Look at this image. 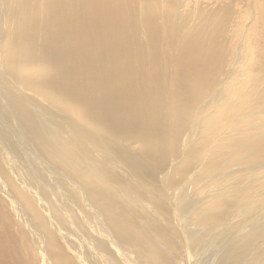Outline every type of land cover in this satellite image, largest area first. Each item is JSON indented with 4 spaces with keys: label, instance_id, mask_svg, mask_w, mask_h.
<instances>
[{
    "label": "bare ground",
    "instance_id": "6f19581e",
    "mask_svg": "<svg viewBox=\"0 0 264 264\" xmlns=\"http://www.w3.org/2000/svg\"><path fill=\"white\" fill-rule=\"evenodd\" d=\"M0 264H264V0H0Z\"/></svg>",
    "mask_w": 264,
    "mask_h": 264
},
{
    "label": "rangeland",
    "instance_id": "374dc122",
    "mask_svg": "<svg viewBox=\"0 0 264 264\" xmlns=\"http://www.w3.org/2000/svg\"><path fill=\"white\" fill-rule=\"evenodd\" d=\"M185 7H187V5H184V8ZM239 13H240V18H243L244 17V15H245V12H241L240 10H239ZM244 19V18H243ZM241 35V32H240V34L238 35V36H240Z\"/></svg>",
    "mask_w": 264,
    "mask_h": 264
}]
</instances>
